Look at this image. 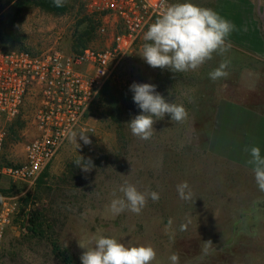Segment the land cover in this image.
Returning <instances> with one entry per match:
<instances>
[{
  "label": "rangeland",
  "instance_id": "obj_1",
  "mask_svg": "<svg viewBox=\"0 0 264 264\" xmlns=\"http://www.w3.org/2000/svg\"><path fill=\"white\" fill-rule=\"evenodd\" d=\"M9 2L0 0V50L24 48L40 54L104 45L97 33L100 20L87 13L85 0H66L54 12L12 8ZM191 2L207 7V0ZM11 26L19 40L12 45ZM147 29L132 52L118 61L108 87L86 116L91 144L78 138L77 149L67 139L39 183L40 176L31 185L0 181V195L13 197L16 203L13 226L0 242V264H66L52 251L50 240L67 250L70 264H81L86 249L79 243L87 244L95 235L126 245H151L157 253L152 264H170L172 253L179 255V264H264V192L254 172L222 161L207 145L220 100L264 104L248 98L238 81L248 70L264 68L253 62L249 68L240 66L248 60L231 54L229 62L235 64L227 67L228 76L212 81L209 73L227 61L228 53L214 54L195 71L152 68L140 56ZM134 82L156 85L167 101L183 104L188 118L177 123L166 114L154 124L149 140L133 136L127 123L142 114L130 91ZM20 122L16 130H9L5 144V155L15 161L23 160L25 145L35 133L25 117ZM79 156L91 159L90 171L75 164ZM185 181L190 200L180 199L177 192V185ZM125 183L141 192L155 191L159 200L149 198L140 214L125 210L113 215L108 206L123 196L119 188ZM36 211L46 220L42 237L27 230ZM209 240L213 245L205 252L204 242Z\"/></svg>",
  "mask_w": 264,
  "mask_h": 264
},
{
  "label": "built area",
  "instance_id": "obj_2",
  "mask_svg": "<svg viewBox=\"0 0 264 264\" xmlns=\"http://www.w3.org/2000/svg\"><path fill=\"white\" fill-rule=\"evenodd\" d=\"M100 20L101 48L78 52L0 50V181L33 184L47 168L69 130H90L86 116L110 80L118 61L131 53L169 0H85ZM27 119L35 133L24 158L5 155L10 128ZM16 203L0 195V242L13 226Z\"/></svg>",
  "mask_w": 264,
  "mask_h": 264
},
{
  "label": "clouds",
  "instance_id": "obj_3",
  "mask_svg": "<svg viewBox=\"0 0 264 264\" xmlns=\"http://www.w3.org/2000/svg\"><path fill=\"white\" fill-rule=\"evenodd\" d=\"M53 3L55 7L61 8L66 0H53ZM234 29L231 21L221 17L211 8L198 6L191 0L172 3L164 7L154 22L148 26L143 36L145 43L140 56L152 68L169 69L173 73L195 71L211 60L214 54L223 55L230 49L228 37ZM228 63L226 60L222 61L209 73V78L214 82L226 78ZM130 91L134 93L133 101L142 112L127 123L133 136L149 140L155 131L154 124L166 114L171 117V121L177 123L188 118V112L183 104L167 101L156 91L154 84L134 82L130 86ZM67 138L77 146V149L81 147L77 143L78 138L85 145L91 144L89 136L84 131L69 130ZM245 151L250 154L247 163L252 166L258 188L264 192V157L261 156V150L253 145L250 148L246 147ZM79 157L75 164L85 172L90 171L93 167L91 159ZM119 191L123 196L112 199L108 206L113 215H119L125 210L140 214L149 198L153 202L159 200V193L141 192L130 183L121 185ZM177 192L182 200L192 198L186 181L177 185ZM113 195L115 196V193ZM171 223L169 220L168 226ZM79 244L86 249L80 256L81 264H152L157 256L151 245H126L114 237L104 235H95L87 244ZM212 245L210 240L204 242L203 250L207 252ZM169 260L170 264H179L180 258L177 253H172Z\"/></svg>",
  "mask_w": 264,
  "mask_h": 264
},
{
  "label": "crops",
  "instance_id": "obj_4",
  "mask_svg": "<svg viewBox=\"0 0 264 264\" xmlns=\"http://www.w3.org/2000/svg\"><path fill=\"white\" fill-rule=\"evenodd\" d=\"M206 8L215 10L235 26L228 37L231 47L226 52L227 61L231 54H237L248 60L245 64L240 62V66L249 68L253 62L264 68V0H207ZM234 64L230 61L228 66ZM238 81L242 82L240 89L248 93V98L264 103V70H248ZM256 104L220 100L213 112L207 140L210 153L249 171L252 166L247 163L250 154L246 147L258 146L264 157V104Z\"/></svg>",
  "mask_w": 264,
  "mask_h": 264
},
{
  "label": "trees",
  "instance_id": "obj_5",
  "mask_svg": "<svg viewBox=\"0 0 264 264\" xmlns=\"http://www.w3.org/2000/svg\"><path fill=\"white\" fill-rule=\"evenodd\" d=\"M12 8H16L18 7V9H22V8H32V7H37L40 8L42 10L48 11V12H54L57 11L59 8L54 6L53 0H16L14 2V0H10L9 3H12ZM25 2V3H24ZM19 12V11H18ZM13 26L10 27V35H8L10 44H15L18 43L16 42L18 39H15L13 36H15V32L14 30H12ZM15 41V42H14ZM19 41V40H18ZM87 47H80L79 49H75L74 52H78L80 50L86 49ZM17 50H26L24 48H18ZM5 52H9L12 50H3ZM28 51V50H26ZM108 87V83L103 87V89L101 90V93H103L105 91V89ZM100 93V94H101ZM111 94V89L108 90L106 92V95ZM10 130H13V128H10ZM46 170V169H45ZM44 170V171H45ZM44 171L41 173L40 177L38 178V183L42 181L44 175L42 176V174H44ZM2 193V192H0ZM36 218L35 220H31L30 222V226L27 229L28 232H30L32 235L36 236V237H42L44 234H46V230L44 229V223H46V220L44 219V216L42 215V213H40L39 211H36ZM47 228V227H46ZM50 244L52 247V251L66 264H70L71 263V256L68 254L67 250L65 249H61L60 246H58V244L55 242V240H50Z\"/></svg>",
  "mask_w": 264,
  "mask_h": 264
}]
</instances>
